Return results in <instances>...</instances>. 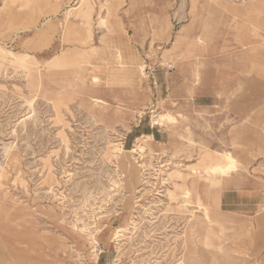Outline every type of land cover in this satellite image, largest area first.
Instances as JSON below:
<instances>
[{"label":"rangeland","instance_id":"obj_1","mask_svg":"<svg viewBox=\"0 0 264 264\" xmlns=\"http://www.w3.org/2000/svg\"><path fill=\"white\" fill-rule=\"evenodd\" d=\"M0 264H264V0H0Z\"/></svg>","mask_w":264,"mask_h":264},{"label":"crops","instance_id":"obj_2","mask_svg":"<svg viewBox=\"0 0 264 264\" xmlns=\"http://www.w3.org/2000/svg\"><path fill=\"white\" fill-rule=\"evenodd\" d=\"M119 57H125L124 53L119 50ZM127 61L128 58H126ZM125 61V59H123ZM159 130L155 131L149 130L147 132H142L140 135H151L153 139H156L155 134H158ZM139 135V134H138ZM136 135L135 137H137ZM238 182H241L238 179ZM234 181L227 180V184L223 185V187L219 191V206L224 207L229 210L239 211V212H251L254 207L258 205L260 196L255 191H248L246 186L235 188L233 186Z\"/></svg>","mask_w":264,"mask_h":264},{"label":"bare ground","instance_id":"obj_3","mask_svg":"<svg viewBox=\"0 0 264 264\" xmlns=\"http://www.w3.org/2000/svg\"><path fill=\"white\" fill-rule=\"evenodd\" d=\"M77 3H79V2H77ZM67 5V4H66ZM140 69V68H139ZM143 72V71H142ZM141 134V133H140ZM139 134V135H140ZM144 136H147V137H151V135H144ZM119 149H120V147H119ZM132 149V148H131ZM140 150H141V148H140ZM133 151V150H132ZM136 152V151H135ZM226 156V155H225ZM228 160H229V158H228ZM232 160H233V158H232ZM231 161V160H230ZM230 162H228V164H229ZM227 164V165H228ZM230 164H232V162L230 163ZM230 166V165H229ZM226 167H228V166H226ZM223 168V165L221 164V163H217V164H215V165H213V166H210L209 167V169L210 170H212V169H217V170H221ZM225 169V168H224ZM195 170V169H194ZM214 171V170H213ZM222 171L223 170H221V173H222ZM142 188V187H141Z\"/></svg>","mask_w":264,"mask_h":264}]
</instances>
